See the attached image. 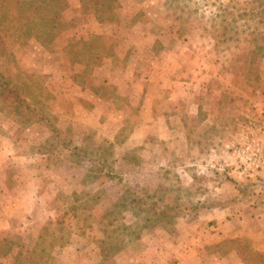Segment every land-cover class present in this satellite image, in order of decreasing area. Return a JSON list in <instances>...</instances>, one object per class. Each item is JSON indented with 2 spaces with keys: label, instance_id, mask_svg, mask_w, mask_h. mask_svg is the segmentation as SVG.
<instances>
[{
  "label": "rangeland",
  "instance_id": "1",
  "mask_svg": "<svg viewBox=\"0 0 264 264\" xmlns=\"http://www.w3.org/2000/svg\"><path fill=\"white\" fill-rule=\"evenodd\" d=\"M2 33L0 264H264V0H57Z\"/></svg>",
  "mask_w": 264,
  "mask_h": 264
},
{
  "label": "trees",
  "instance_id": "2",
  "mask_svg": "<svg viewBox=\"0 0 264 264\" xmlns=\"http://www.w3.org/2000/svg\"><path fill=\"white\" fill-rule=\"evenodd\" d=\"M57 0H0V36L2 33V26L6 19L11 18L13 15L19 14L21 16H26L31 13H35V11L40 8V5L45 6H53ZM3 11V12H1ZM1 50V49H0ZM238 202V201H237ZM221 209H227L230 207L229 203L223 205H217ZM196 208H202L203 205L199 204L195 206ZM216 207V206H215ZM164 210V207H160ZM10 248V247H9ZM5 254V253H3ZM22 253L19 252L17 257L14 258V264H37L38 260L36 259L39 254L32 253V259L30 263H25L22 258ZM36 259V260H35Z\"/></svg>",
  "mask_w": 264,
  "mask_h": 264
},
{
  "label": "crops",
  "instance_id": "3",
  "mask_svg": "<svg viewBox=\"0 0 264 264\" xmlns=\"http://www.w3.org/2000/svg\"><path fill=\"white\" fill-rule=\"evenodd\" d=\"M228 208H230V207H228ZM227 208V209H228ZM226 213V210L225 209H217V210H214L213 212H212V217L213 218H217V221L219 222V223H221V225L220 226H218V233L216 234V236H215V240H217V239H221L223 236H224V233L222 234V233H219L220 232V230H224L223 229V226H225V225H229V224H233V225H235V220H236V218L237 217H235V218H232V219H230V218H228V217H226L225 215H222V214H225ZM222 216L223 217H225V218H222ZM224 219H226V222H225V220ZM234 231H235V229H234ZM238 231H240L239 229L235 232V233H230L228 236H230V237H232V236H237L238 235ZM190 249H191V251H190ZM192 249H193V247L192 248H189L188 250H187V252H189L190 254H191V252H192ZM233 254H236V255H238V251L237 250H235V249H233V250H231L230 252H229V255H233ZM240 259V258H239ZM241 260V259H240Z\"/></svg>",
  "mask_w": 264,
  "mask_h": 264
}]
</instances>
